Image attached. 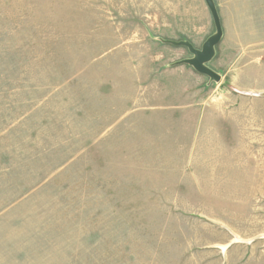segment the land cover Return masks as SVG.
I'll use <instances>...</instances> for the list:
<instances>
[{
	"label": "rangeland",
	"instance_id": "1",
	"mask_svg": "<svg viewBox=\"0 0 264 264\" xmlns=\"http://www.w3.org/2000/svg\"><path fill=\"white\" fill-rule=\"evenodd\" d=\"M0 0V264H264V0Z\"/></svg>",
	"mask_w": 264,
	"mask_h": 264
},
{
	"label": "water",
	"instance_id": "2",
	"mask_svg": "<svg viewBox=\"0 0 264 264\" xmlns=\"http://www.w3.org/2000/svg\"><path fill=\"white\" fill-rule=\"evenodd\" d=\"M216 27V32L211 35L203 44L202 48H196L187 40L173 41L175 44L185 45L192 52L193 56L181 60L179 63H187L192 65L198 72L208 75L213 81H220L222 76L217 71L212 69L208 63L214 58L216 54V46L221 42L223 37V26L221 22L220 13L215 0H205Z\"/></svg>",
	"mask_w": 264,
	"mask_h": 264
}]
</instances>
